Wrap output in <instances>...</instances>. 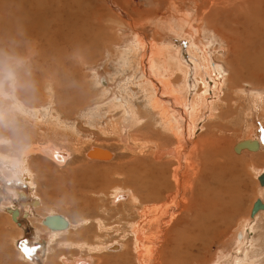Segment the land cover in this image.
Segmentation results:
<instances>
[{
	"label": "rangeland",
	"instance_id": "1",
	"mask_svg": "<svg viewBox=\"0 0 264 264\" xmlns=\"http://www.w3.org/2000/svg\"><path fill=\"white\" fill-rule=\"evenodd\" d=\"M2 1L0 16L7 11L1 9ZM148 1L129 0L127 8L142 12ZM155 2L152 17L142 26L109 18L104 42L90 50L82 43L64 49V43L55 40L46 53L44 42L51 35L44 31H39L43 45L12 37L8 45L0 46V264H63L62 260L81 255L93 256V264H264V27L260 25L264 26V0ZM167 16L171 20L161 21ZM179 17L185 19L184 28L177 26ZM258 25L263 29L254 31ZM228 27L237 33L229 34ZM154 33L169 54V64L160 62L158 71L169 76L170 64L183 68L175 67L176 74L170 77L176 88L187 87V93L180 92L186 96L185 103L201 88L206 90H202V113L199 110L192 121L169 92L163 87L160 92L162 85L146 75ZM136 36L144 37L146 48L137 46ZM250 38L254 41L247 45ZM196 55L202 56L200 63ZM195 63L204 79L195 75ZM152 96L176 116L179 139L165 130L159 111L151 107ZM125 113L128 122H137L126 129L119 121L120 133L128 134L132 144H140L141 153L126 152L114 161L85 159L62 167L32 156L28 160L32 192L22 179L19 184L12 182L14 174L29 175L3 157L18 156L33 143L118 148L122 143L104 127ZM49 117L55 120V128L49 122L32 125ZM206 140L212 144L201 152L198 145ZM243 142H256L257 149H240ZM175 148L177 158H152L155 150ZM212 161L219 184L206 170ZM115 189L129 191L130 197L113 204ZM217 189L231 202L239 197L240 203L237 211L233 209L215 226L204 204ZM13 190L16 197L6 194ZM50 212L76 228L54 240L40 223ZM138 232L143 244L135 239ZM66 242L73 248L60 247ZM113 244H122L123 250L102 252ZM137 244L142 250L139 258ZM25 249L30 256H25Z\"/></svg>",
	"mask_w": 264,
	"mask_h": 264
},
{
	"label": "bare ground",
	"instance_id": "2",
	"mask_svg": "<svg viewBox=\"0 0 264 264\" xmlns=\"http://www.w3.org/2000/svg\"><path fill=\"white\" fill-rule=\"evenodd\" d=\"M152 1L156 5L155 0H149L148 4L146 2L147 8H144L146 10H143L142 12H139L137 10L138 8H134V7L130 8V9L127 8L128 7L127 3L129 2V0H3L2 3H1V9L3 10L4 8H7V11H6V13L3 16H0V46L8 45L7 41L10 40L12 37L13 38H17V39L19 38L21 41H26L27 40V44H31V45H35V46L43 45V41L45 39H44L43 36H41L39 34V31H44V32L49 33L51 35V38L48 39V40H45V42H44L45 43L44 48H48L47 51L45 49L46 53L49 50L48 46H51V44H52L53 47H54L53 42L55 40L62 41L64 43V45H63L64 49H66L65 48L66 46L67 47H69V46L71 47V45L73 43H75V44L76 43H79V44L82 43L84 45V47L86 48V50H90V49L93 48L94 45L96 47L99 44H101L100 42H104L102 34L106 32V29H107V25L106 24H107L109 18H110V20H113L112 18L114 17V20H115V17H116L118 20L120 19L119 20L120 24H123V25H128L127 22L131 21V23H129V25L130 24H136V25L142 26L143 25L142 24L143 20H145L147 18L150 19V16L154 13V11H153L154 7H152ZM211 8H212V10L214 9V7H211ZM217 8H219V7H217ZM263 13H264V9H263ZM1 14H3V13H1ZM154 16H153L152 19H154ZM218 16H220V15H218ZM117 19H116L115 22H118ZM167 19L168 20L170 19L169 16H167V18H165V19H161V21H166ZM224 20H226V18H224ZM237 21H239V20H237ZM166 22H168V21H166ZM221 23H224V22H221ZM260 25L262 27H264L262 24H260ZM260 25L254 27V31H256L257 29L259 30V28H262V27H260ZM165 26H167V25H165ZM168 26H170V25H168ZM177 26L184 28L185 19L179 17L178 22H177ZM222 27H224V26L222 25ZM172 29H173V27H172ZM227 29H228L227 32L229 31V34H231V35H235L237 33L236 29H233V28H230V27H228ZM181 33H180V35H181ZM223 34H225V33H223ZM256 34H257V32H256ZM259 34H261V32ZM137 35H141V33H137ZM248 36H250V35H248V33H247V37ZM223 38H227V37H223ZM261 38H262L261 40H263V37H261ZM22 39H24V40H22ZM143 39H144V37H143ZM143 39L141 37H139V36H136V38L134 39V42L137 44V46L139 45V48H141V46L143 48H146V46H147L146 43L143 41ZM252 40H251V38H250V40L247 39V45L248 44H252V42L254 41V40L253 41ZM262 42H264V41H262ZM75 44H74V46H75ZM13 45H15V44L13 43L12 46ZM165 45H167V44H165ZM256 45H257V43L254 45L255 48H256ZM80 46L78 47V49L80 48ZM39 47L41 48L42 46H39ZM164 48H165V46H163V44L160 42V40L158 38V35L156 33H154L152 47L148 48V50L146 49L148 52H150V58L148 59V63H147L149 72L147 70L146 75H147V77L150 78L151 81L155 80L156 82L161 84L162 86H160L158 88V90L160 91L162 87L164 88V90H167L169 92L170 96L175 100L174 101L175 103L174 102L173 103L180 105V107L182 108L181 111H184L185 114H187L189 116L188 118H190V120L192 121L194 118L197 117V114L199 113L198 111L201 110L202 106H204L203 105V101H202V99H204V98H202V97H204V91H206V90H205V88H203L204 91L202 92L203 89L201 88L200 92L197 93L195 95V97H193L192 100H190L188 102V104L185 103V99H186L185 97L186 96L185 95L181 96L180 92H182L184 94L187 93L186 92L187 90H185V89H187V87H184V86L182 87L180 85V87L176 88L175 84L173 85V83L171 82V77H170L171 74H173V72L174 73L176 72V68L175 67H177V70H180L182 67L180 68V65H178V64L177 65H175V64L171 65L170 64L169 65V67H170L169 76L168 75L167 76L166 75H162L158 71V67H160L159 66L160 62L162 64H164V65L169 64V63H167L168 59L166 57L169 54L166 51L167 49H164ZM34 49H36V48H34ZM82 49H83V46H82ZM41 50H42V48H41ZM261 50H260V52H262ZM83 51H84V49H83ZM131 51H132V49H131ZM221 52H222V49H219L218 53H221ZM133 53H135V52H133ZM59 54H61V53H59ZM196 57L198 58V61L200 63L201 62V58L200 57H202V56H197L196 55ZM43 58L45 59L46 57H43ZM60 58H62V54L60 55ZM41 62H43V61L41 60ZM149 63L151 64L150 66H149ZM199 63L198 64L195 63L196 64V74L195 75H197L198 79H204V74H202V71L200 70ZM205 63L206 62H203V65H202L203 68L207 67ZM154 68H157V69H154ZM164 68H166V66H164ZM151 69L152 70L154 69V76L155 77L152 76L153 78L150 76V75H152L151 74V71H152ZM184 71H186V69L183 70V72ZM234 71H237V70H234ZM187 72H189V71H187ZM237 73H238V71L235 72V74H237ZM188 75H189V73H188ZM232 77H233V75H232ZM230 79H228V80H230ZM235 79H237V78H234V80ZM200 82L203 83L202 80ZM236 82H237V80H236ZM232 85H233V83H232ZM237 85L238 84H236V86ZM186 86H187V83H186ZM47 90H49V89H47ZM160 92H163V91H160ZM239 92H241V91H239ZM146 93H148V92H146ZM235 93H237V92H235ZM188 100H189V98H188ZM150 104H151L152 109L159 111L160 118L165 123L164 124L165 130L166 131L168 130L169 133H171L175 138L179 139V133H177V127L178 126H177V124L175 123V120H174L176 116L173 115L172 113L170 114V112L166 108H164L162 103L156 97H153V96L151 97ZM218 104H219V102H218ZM212 105H213V103H212ZM118 106H119V104H118ZM120 106H119V108H120ZM189 108H190V111H189ZM117 109H118V107H117ZM130 109H132L131 106H130ZM203 109H204V107H203ZM215 111H216V109H215ZM131 112H133V110ZM123 113L124 112H122V114ZM201 113H202V110H201ZM34 114L36 115V113H34ZM125 114H127V113H125ZM133 117H134V115H133ZM210 117H212V116H210ZM35 118H37V116ZM43 119L42 120L40 119L41 121H38L36 119L37 121H35L32 125H41V124L49 122L51 125H53V127L55 126V122H53L55 120L53 118L49 117V119H44V120ZM42 121H44V122H42ZM119 121L122 123L123 127L126 128V129L127 128H131V126H133L137 122V121L135 122L134 119H129V122H128V114H127V115H122V117L118 118V120L114 119L113 121H110L108 124L105 125L104 131L105 132L108 131V132H110V134L116 135L118 137V139L120 140V142L122 143L118 148L106 149L104 147H99V146H97V147L90 146V147H87V148L83 149V148H80L79 146L78 147H72V146L67 147V146H64V145H61V144L59 145V144L51 143V142H47V143H43V144L33 143V144H30L29 146L23 148L22 152H20V154L18 156H15L13 158L3 157V159L9 160L10 161L9 165L14 163L16 168H18L20 172L24 170V172H26L29 175L28 177H26V176H19V175L14 174V175H12V178L17 180V181L18 180L20 181V179H22L21 181H23L24 183L27 182L25 184H28L27 185L28 189L32 192L33 184L31 183V179H30V176H32V174H31L30 168L28 166V160L32 156H34V157L35 156H39V157L44 158V159L45 158L49 159L50 161H52L56 165L62 167V166H66V165H73L74 163L79 162V161H84L85 159H97V160H103V161H106V160L114 161V160L123 159V153H126V152L141 153L143 148H142V146L140 144H132L131 140L129 139V135L128 134H127V136L126 135L125 136L121 135L119 127H118L119 126L118 125ZM31 122H33V120ZM113 123H116V124L113 125ZM68 126H70V125H68ZM70 129H72V128H68L67 130L69 132L73 133L74 130H70ZM211 144H212V141H210V140H206L205 142L204 141L200 142L199 145H198L199 150L202 152V150L204 151V149H207L208 147L210 148ZM240 144H241L240 149H242V147L244 149L246 148V149H249V150H252V151L257 149V143L256 142H250V143H247V144L245 142H243V143H240ZM59 146H61V147H59ZM83 147H85V146H83ZM240 149H238V151ZM217 152L218 151H216V153ZM177 155H178V152H177L176 148L175 149H167V150H155L154 152H152V158H153L154 161L163 160V159L169 158L171 156H176V158H177L178 157ZM1 161H2V159H1ZM2 162H4V161H2ZM207 164H209L211 166V169L208 170V168H207L206 170L208 172H212L213 173V175H214L213 181L215 183L219 184V180L217 179V176H216V174L214 173V171L212 169V164H214V161H212L210 163H207ZM250 169H251V167H250ZM217 172H219V171H217ZM115 176H118V174H116ZM23 182H21V183L23 184ZM14 192H15L14 190L10 191V192L8 191L6 194H9V195H12L13 197H16V194H18V193H16V192L14 193ZM129 193H130L129 191L126 192L123 189L122 190L121 189H115L114 190V194H113V198H112L113 199L112 203L116 204L120 200L128 199L130 197ZM221 194H222V197H221ZM207 198H208L209 201L206 202L207 204H204V208H205L204 210H206V212L209 213V217H208L209 218V222H210V220H212L213 221V225H215V226H216L217 220L219 221L220 219H224L225 215L230 214L233 211V209L235 211H237V206L240 203V198L239 197H237V199H235L234 202H231V199L229 197H227L224 193H222L220 191V189H217L216 191L210 193L207 196ZM139 202H140V200H139ZM35 204H38V203L35 202L34 206H35ZM13 210H14L13 211L14 215H16L17 213L15 212V209H13ZM85 222H87V221H85ZM40 223L50 233L53 234L54 240L59 236V234L65 233L67 230L70 231V229L73 230V229L76 228L75 224L72 225L71 224L72 222L70 223V221H68L66 218H64L61 215L56 214L55 212H50L47 215V217H43L40 220ZM81 228H82V226H81ZM135 239L139 240L138 242H142V244H143V240L144 239H142V237H141L139 232L136 234ZM238 239L241 241L242 236L239 237ZM86 244L87 243H85V245ZM189 244H190L189 242L185 243V245H189ZM81 246H82V244H81ZM60 247L71 249V248H73V245L71 243L66 242V243H63L62 246H60ZM123 247L124 246L122 244H115V245L113 244L110 247L108 245L104 246L101 250H102V252L104 250H106V249H108L109 251H122ZM83 248H84V246H83ZM135 248H137L136 249L137 258L141 257L142 256V250H140L138 248V244L136 245ZM97 249L99 250V248H97ZM98 250H96V251L98 252ZM96 251H94V252H96ZM93 254H95V253H93ZM62 262H63V264H93L94 258H93V256L84 257V256L81 255V256H78L76 258H73L71 261H67V260L64 259V260H62Z\"/></svg>",
	"mask_w": 264,
	"mask_h": 264
},
{
	"label": "crops",
	"instance_id": "3",
	"mask_svg": "<svg viewBox=\"0 0 264 264\" xmlns=\"http://www.w3.org/2000/svg\"><path fill=\"white\" fill-rule=\"evenodd\" d=\"M12 182H15L16 184H19V182H18V181H15V180L12 181ZM43 223H44V222H43ZM45 229H46V228H45ZM36 230H38V232H42L40 229H36ZM42 245H43V243H42ZM41 257L44 258V254H43L42 252H41ZM17 264H20L19 261H18Z\"/></svg>",
	"mask_w": 264,
	"mask_h": 264
},
{
	"label": "snow or ice",
	"instance_id": "4",
	"mask_svg": "<svg viewBox=\"0 0 264 264\" xmlns=\"http://www.w3.org/2000/svg\"><path fill=\"white\" fill-rule=\"evenodd\" d=\"M24 254H25V256H30V255H31V251L25 249V250H24Z\"/></svg>",
	"mask_w": 264,
	"mask_h": 264
}]
</instances>
